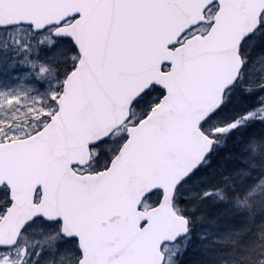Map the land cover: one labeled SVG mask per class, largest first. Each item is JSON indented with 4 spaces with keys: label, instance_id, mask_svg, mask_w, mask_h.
<instances>
[{
    "label": "snow or ice",
    "instance_id": "1",
    "mask_svg": "<svg viewBox=\"0 0 264 264\" xmlns=\"http://www.w3.org/2000/svg\"><path fill=\"white\" fill-rule=\"evenodd\" d=\"M209 236L264 264V0H0V264Z\"/></svg>",
    "mask_w": 264,
    "mask_h": 264
},
{
    "label": "rangeland",
    "instance_id": "2",
    "mask_svg": "<svg viewBox=\"0 0 264 264\" xmlns=\"http://www.w3.org/2000/svg\"><path fill=\"white\" fill-rule=\"evenodd\" d=\"M193 245L192 247H190L189 249V255H188V259L190 260V257L192 260H194V258L200 256V255H212L213 259L214 260H218V263L221 264V261H224V260H227L226 259V256L228 255H225V252H220V248L217 246L214 247V252H209L210 251V248L212 247H209V248H203V247H200V248H196V245L197 244H200V245H203L204 243H209L211 244L212 243V237L209 236L208 237V240L205 242V241H199L197 240L195 237H193ZM233 258V256H231V259ZM228 261V260H227Z\"/></svg>",
    "mask_w": 264,
    "mask_h": 264
},
{
    "label": "trees",
    "instance_id": "3",
    "mask_svg": "<svg viewBox=\"0 0 264 264\" xmlns=\"http://www.w3.org/2000/svg\"><path fill=\"white\" fill-rule=\"evenodd\" d=\"M219 247L220 248V252H227L229 249H227L225 246H222V245H218V244H215L213 246H211L212 248H210V251L209 252H214V247ZM226 259L229 261V264H231V261L236 259L235 256H233V258L231 259V256H226ZM186 264H219L218 263V260H214L212 255H200L196 258H194V260L191 259L190 257V260L187 259L186 261Z\"/></svg>",
    "mask_w": 264,
    "mask_h": 264
}]
</instances>
